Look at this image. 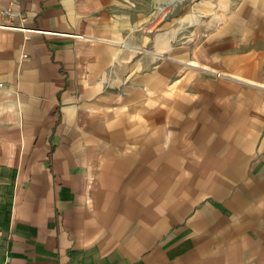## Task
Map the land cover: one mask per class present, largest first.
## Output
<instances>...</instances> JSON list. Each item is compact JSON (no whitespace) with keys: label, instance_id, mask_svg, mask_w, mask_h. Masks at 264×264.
<instances>
[{"label":"crops","instance_id":"obj_1","mask_svg":"<svg viewBox=\"0 0 264 264\" xmlns=\"http://www.w3.org/2000/svg\"><path fill=\"white\" fill-rule=\"evenodd\" d=\"M0 5V264H264V0L143 71L123 0Z\"/></svg>","mask_w":264,"mask_h":264},{"label":"rangeland","instance_id":"obj_2","mask_svg":"<svg viewBox=\"0 0 264 264\" xmlns=\"http://www.w3.org/2000/svg\"><path fill=\"white\" fill-rule=\"evenodd\" d=\"M239 1L156 0L154 3V0H123L126 25L118 42L120 53H124L122 62L130 66L137 61L139 71L145 69L148 61L150 65L158 66L168 57L166 48H174L184 42L195 44L222 21ZM173 65L178 68L177 63ZM199 68L205 76L222 75L203 65H199Z\"/></svg>","mask_w":264,"mask_h":264},{"label":"built area","instance_id":"obj_3","mask_svg":"<svg viewBox=\"0 0 264 264\" xmlns=\"http://www.w3.org/2000/svg\"><path fill=\"white\" fill-rule=\"evenodd\" d=\"M0 14L1 15H4V16H8L9 18L16 17L17 16V14H14L13 12H11L10 10H8L7 8H4L1 5H0Z\"/></svg>","mask_w":264,"mask_h":264},{"label":"bare ground","instance_id":"obj_4","mask_svg":"<svg viewBox=\"0 0 264 264\" xmlns=\"http://www.w3.org/2000/svg\"><path fill=\"white\" fill-rule=\"evenodd\" d=\"M154 3H156V0H154ZM167 5V4H166ZM159 10H162V8H159ZM232 77V76H231Z\"/></svg>","mask_w":264,"mask_h":264}]
</instances>
